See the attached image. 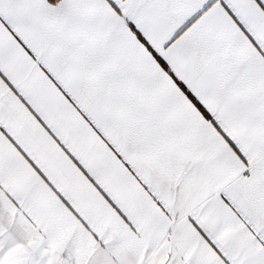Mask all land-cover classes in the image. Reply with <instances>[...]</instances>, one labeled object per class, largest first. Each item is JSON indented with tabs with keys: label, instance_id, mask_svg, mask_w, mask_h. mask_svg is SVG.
Listing matches in <instances>:
<instances>
[{
	"label": "snow or ice",
	"instance_id": "1",
	"mask_svg": "<svg viewBox=\"0 0 264 264\" xmlns=\"http://www.w3.org/2000/svg\"><path fill=\"white\" fill-rule=\"evenodd\" d=\"M0 264H264V0H0Z\"/></svg>",
	"mask_w": 264,
	"mask_h": 264
}]
</instances>
